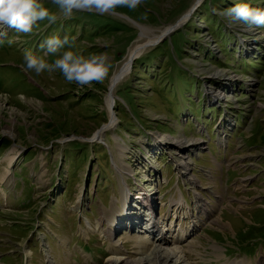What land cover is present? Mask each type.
I'll use <instances>...</instances> for the list:
<instances>
[{"label": "rangeland", "instance_id": "374dc122", "mask_svg": "<svg viewBox=\"0 0 264 264\" xmlns=\"http://www.w3.org/2000/svg\"><path fill=\"white\" fill-rule=\"evenodd\" d=\"M196 1L65 19L42 0L55 23L41 21L34 35L6 29L15 43L0 44V264H109L113 252L132 263L154 246L151 212L160 238L191 264H264V28L228 27L213 13L237 3L264 9V0ZM181 20L118 79L117 123L94 139L110 120L113 79L146 41L135 23L158 33ZM54 35L76 37L61 53L107 54L104 83L24 72L25 52L43 55ZM216 135L222 146L231 138L227 154ZM115 224L118 245L108 239Z\"/></svg>", "mask_w": 264, "mask_h": 264}, {"label": "clouds", "instance_id": "9594fccd", "mask_svg": "<svg viewBox=\"0 0 264 264\" xmlns=\"http://www.w3.org/2000/svg\"><path fill=\"white\" fill-rule=\"evenodd\" d=\"M65 19L71 18L74 12L88 11L97 15H115L117 9L127 8L135 10L143 6L146 0H50ZM213 13L226 19L228 27L243 25L249 30L264 28V9L252 7L248 3H237L231 8ZM60 17L46 8L42 0H0V44L5 40L9 45L15 43V38L9 37L7 28H12L15 33L34 35L40 22L47 20L55 23ZM76 37L69 39L67 35L61 39L51 36L41 43L43 55H34L26 51L23 63L19 66L26 73L34 72L40 75L47 72L59 71L68 83L79 86H89L104 83L112 68L110 57L105 54H92L85 57L74 51L68 50L61 53L65 47L71 49L75 46ZM59 56L49 62L45 57Z\"/></svg>", "mask_w": 264, "mask_h": 264}, {"label": "bare ground", "instance_id": "6f19581e", "mask_svg": "<svg viewBox=\"0 0 264 264\" xmlns=\"http://www.w3.org/2000/svg\"><path fill=\"white\" fill-rule=\"evenodd\" d=\"M201 2H203V0H197L196 3H195V6L200 5ZM182 21L184 22V20L179 21V23H177L176 25H173V27L170 28V29H168L167 31L160 29L158 33L154 30L153 27H148L145 24L142 25L140 23H135V24H137L138 28L142 32V39H146V41H145V43L138 44V45L134 46L131 49V51H130L131 53H130V56L128 58V62L124 66L125 68L120 73H118L117 76L113 79L112 84H111L110 92L107 95L108 96L107 97V106H108V110L111 113L110 120H109V123L107 124V126L104 127V129H102L100 132H98V134H96V136L94 137V139L101 140V138L104 136V132L103 131L106 128L108 130L115 128V124L117 123V119L113 115V113H114L113 107H114L115 101H116V96L114 94V88H115V84L117 83L118 79L122 75H124V73L126 71H128L130 69L129 65H130V63L133 62V59L138 58L139 56H141L144 53V51L149 46H152V45L157 44L161 39L164 38V36L166 34H169V32L173 30V28H175V27H177L179 25H182L183 24V23H181ZM5 134H9V133L6 132ZM179 142H181V141H177L176 142L178 144V146L180 144ZM182 148H185V147H182ZM183 163H180V164L182 165ZM152 194H154V193H152ZM129 195H130L129 198L131 199V202H130V199L128 197H126V200H125L126 201V204H124L122 202L123 203L122 204L123 207L119 210L124 215H128L126 213V210H125L128 207L127 204H130L131 203V205H132V203H133L132 202L133 201V197H132V194H131V190L129 191ZM152 202L149 201V205H152ZM181 202L182 201H180V203ZM145 204H146V206L148 205L147 203H145ZM141 206H142V202H141ZM130 208L133 211H135V209L139 210L137 207L136 208L130 207ZM153 208H154V206H153ZM150 209H152V207ZM148 210H149V208H148ZM143 215H144V211H143ZM151 215H152V212L149 214V216H148L149 218L145 222L146 223L145 226H147L148 229L150 230V238L148 240H152L153 241V244H154L152 250L149 253L150 255L148 257H145L144 256V257L140 258L139 260L130 263V260L128 261V259H126L125 257H123V256L120 257L116 253L113 252L111 254L112 256H110L108 258V263L109 264H147V263H150V259L151 258H154L155 264H191V263H189V260L187 258L188 256L185 253L186 251H183L181 248L172 247V246H170V245L167 244V239L163 240L162 238H160V235L162 233H164V230L165 229H162V227H163L162 226L161 229L163 231H161L159 233V230H157V225H155V222L152 223V219H151L152 216ZM177 218L178 217H175V219H177ZM130 219H131V217H130ZM139 220H140L139 218H138V220L136 219V222H133L132 223V226L133 227L137 226V223L139 222ZM118 222H120V221H118ZM114 226L117 227V224H115ZM129 227H130V225L129 226L127 225L125 228L128 230ZM117 230L118 231L121 230V225L118 226L113 231V237L114 238L111 236L112 235L111 232H110L111 234L108 236V239L111 240L113 242V244H116V245H118V241L117 242L116 241H113V239H115V237H116V231ZM132 231H134V228L132 229ZM137 240H138V242L145 241L144 238L137 239ZM131 261H133V260H131Z\"/></svg>", "mask_w": 264, "mask_h": 264}, {"label": "crops", "instance_id": "0c3cea01", "mask_svg": "<svg viewBox=\"0 0 264 264\" xmlns=\"http://www.w3.org/2000/svg\"><path fill=\"white\" fill-rule=\"evenodd\" d=\"M64 257V256H63ZM64 259V258H63ZM63 259H61V261H60V264H66V260L65 261H63ZM71 264V263H70ZM74 264H81V261L79 262V261H77V262H75L74 261Z\"/></svg>", "mask_w": 264, "mask_h": 264}, {"label": "water", "instance_id": "95a60500", "mask_svg": "<svg viewBox=\"0 0 264 264\" xmlns=\"http://www.w3.org/2000/svg\"><path fill=\"white\" fill-rule=\"evenodd\" d=\"M195 8H196V6H195ZM172 31H173V30H172ZM170 33H171V32H170ZM170 33H169V34H170ZM169 34H166L164 37H166V36L169 35ZM135 59H136V58H135ZM135 59H133V62H134ZM133 62H132V63H133Z\"/></svg>", "mask_w": 264, "mask_h": 264}]
</instances>
